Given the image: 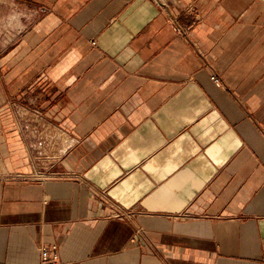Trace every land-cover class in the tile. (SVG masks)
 I'll return each mask as SVG.
<instances>
[{"label": "crops", "instance_id": "0c3cea01", "mask_svg": "<svg viewBox=\"0 0 264 264\" xmlns=\"http://www.w3.org/2000/svg\"><path fill=\"white\" fill-rule=\"evenodd\" d=\"M3 30L0 264H264V0H0Z\"/></svg>", "mask_w": 264, "mask_h": 264}, {"label": "built area", "instance_id": "2783aa9c", "mask_svg": "<svg viewBox=\"0 0 264 264\" xmlns=\"http://www.w3.org/2000/svg\"><path fill=\"white\" fill-rule=\"evenodd\" d=\"M212 81H214L215 84L220 86V78L218 74H214L212 77ZM19 115L22 117V120H26L23 125L24 131L26 134L29 132H33L35 135H37V143L35 145V151L38 156V159H42L44 166H52L53 161L57 160V157L48 156L45 152V148L48 145V139L45 134L48 133L46 130V126L43 125L42 129L40 131L37 130V128L32 127L30 124V120L32 121H39L41 120L42 116L41 113L38 110L32 111V115L30 114V111L21 112ZM70 145H67L62 152H65L69 149ZM45 169V168H44ZM48 170L44 171H37L36 173L30 175V178L26 177L25 179L30 181L33 179H36L38 181H43L47 177H49L52 173H50ZM39 254H40V264H63L61 261V253L59 252V248L57 245H42L39 248Z\"/></svg>", "mask_w": 264, "mask_h": 264}, {"label": "rangeland", "instance_id": "374dc122", "mask_svg": "<svg viewBox=\"0 0 264 264\" xmlns=\"http://www.w3.org/2000/svg\"><path fill=\"white\" fill-rule=\"evenodd\" d=\"M6 36H7L6 30H3V31L0 32V39L7 40V37Z\"/></svg>", "mask_w": 264, "mask_h": 264}, {"label": "clouds", "instance_id": "9594fccd", "mask_svg": "<svg viewBox=\"0 0 264 264\" xmlns=\"http://www.w3.org/2000/svg\"><path fill=\"white\" fill-rule=\"evenodd\" d=\"M13 19H17L18 20V17H13Z\"/></svg>", "mask_w": 264, "mask_h": 264}]
</instances>
